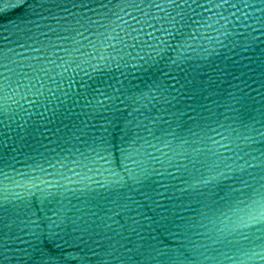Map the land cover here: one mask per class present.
Listing matches in <instances>:
<instances>
[{"label": "water", "instance_id": "95a60500", "mask_svg": "<svg viewBox=\"0 0 264 264\" xmlns=\"http://www.w3.org/2000/svg\"><path fill=\"white\" fill-rule=\"evenodd\" d=\"M220 4L0 0V264H264V0Z\"/></svg>", "mask_w": 264, "mask_h": 264}, {"label": "snow or ice", "instance_id": "6c2138e0", "mask_svg": "<svg viewBox=\"0 0 264 264\" xmlns=\"http://www.w3.org/2000/svg\"><path fill=\"white\" fill-rule=\"evenodd\" d=\"M69 2H72L73 6H76L75 0H69ZM168 2L174 3V0H168ZM228 2L229 0H221L219 6L228 4ZM249 200L250 202H242L245 203L246 210L236 218L234 221V227L237 229L264 231V197L261 198V202L251 198H249Z\"/></svg>", "mask_w": 264, "mask_h": 264}]
</instances>
